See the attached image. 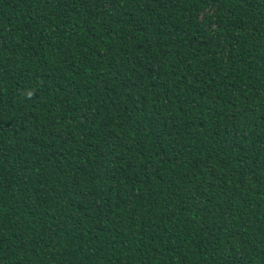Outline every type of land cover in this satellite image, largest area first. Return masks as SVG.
Masks as SVG:
<instances>
[{"label":"trees","instance_id":"trees-1","mask_svg":"<svg viewBox=\"0 0 264 264\" xmlns=\"http://www.w3.org/2000/svg\"><path fill=\"white\" fill-rule=\"evenodd\" d=\"M0 264H264V0H0Z\"/></svg>","mask_w":264,"mask_h":264}]
</instances>
